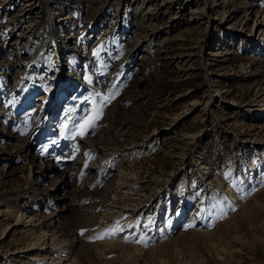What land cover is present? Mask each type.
I'll list each match as a JSON object with an SVG mask.
<instances>
[{"label":"rangeland","instance_id":"1","mask_svg":"<svg viewBox=\"0 0 264 264\" xmlns=\"http://www.w3.org/2000/svg\"><path fill=\"white\" fill-rule=\"evenodd\" d=\"M262 105L264 0H0V264H264Z\"/></svg>","mask_w":264,"mask_h":264},{"label":"bare ground","instance_id":"2","mask_svg":"<svg viewBox=\"0 0 264 264\" xmlns=\"http://www.w3.org/2000/svg\"><path fill=\"white\" fill-rule=\"evenodd\" d=\"M25 107V105H24V103L22 104V103H19L17 106H16V109L17 108H19V109H22V108H24ZM261 113V112H264V105H262L261 106V109H260V111H257V112H255V113ZM35 125L36 124H38V120L35 118ZM55 169L56 168V166L55 165H53L52 164V166H50V168L49 169ZM183 187H184V185L183 186H180L179 187V189L177 190V195H180L181 193H182V190H183ZM240 189V188H239ZM239 193L240 192H238V190H236V191H231L230 192V194L228 195V198L227 199H232L233 201H235V202H237V203H240L239 201V197H240V195H239ZM43 238V237H42ZM44 239V238H43ZM53 242V241H52ZM37 244V243H36Z\"/></svg>","mask_w":264,"mask_h":264},{"label":"snow or ice","instance_id":"3","mask_svg":"<svg viewBox=\"0 0 264 264\" xmlns=\"http://www.w3.org/2000/svg\"><path fill=\"white\" fill-rule=\"evenodd\" d=\"M81 134H83V133H81Z\"/></svg>","mask_w":264,"mask_h":264}]
</instances>
